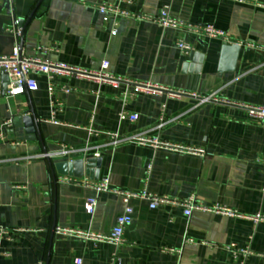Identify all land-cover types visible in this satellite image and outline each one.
Masks as SVG:
<instances>
[{"label": "crops", "instance_id": "crops-1", "mask_svg": "<svg viewBox=\"0 0 264 264\" xmlns=\"http://www.w3.org/2000/svg\"><path fill=\"white\" fill-rule=\"evenodd\" d=\"M101 3L125 13L115 18L114 36ZM165 6L172 19L210 25L226 39L144 19ZM18 20L23 55L90 72L106 61L105 72L119 80L57 76L50 95L47 77L34 74L36 90L10 98L0 76V128L9 122L10 130L13 118L33 110L42 142L5 131L0 142V227L25 230L0 240V264H110L114 252L120 264H240L230 244L249 248L243 264H264V221L252 220L264 217V122L242 106L264 105V0H0V56L17 50ZM179 41L191 50L180 52ZM121 112L137 114L135 123L120 120ZM108 133L130 140L113 146ZM63 147L72 151L57 156ZM62 177L107 180L109 191ZM115 191L193 199L233 215L185 216L179 204L152 210L137 198L129 201L132 222L119 248L56 232L110 233L124 210ZM88 198L96 201L92 214L84 209Z\"/></svg>", "mask_w": 264, "mask_h": 264}, {"label": "built area", "instance_id": "built-area-1", "mask_svg": "<svg viewBox=\"0 0 264 264\" xmlns=\"http://www.w3.org/2000/svg\"><path fill=\"white\" fill-rule=\"evenodd\" d=\"M98 12L101 15L102 21L110 22L112 21V29H111V35L114 36L116 33V28L118 25V22L115 20V18L119 15L124 16L125 13L118 9L116 6L107 5L104 3H101L98 7ZM148 22L152 21L154 23H158L161 27L164 29L166 28H172L176 30H187L195 35L198 36H204L207 38H214V39H226L225 34H223L221 31L214 29L210 25H200V26H193V25H187L182 22H178L174 19H172L168 14V7L165 6L163 10L160 12L159 17L152 18V17H146L144 18ZM15 23V30L14 33L16 35V39H18L20 27L18 26V23L14 21ZM175 47L180 52H188L191 50V46L186 43L179 41L175 44ZM108 68V63L106 61L102 62L99 66V70L96 72H90L85 70H79L77 68L68 66V65H62L59 63H54L49 60H44L41 57L38 56H30L27 57L23 55L22 53H18V51L15 49L13 53L9 56H0V76L1 74H4L8 78V84L5 89V95L7 97L13 98L15 95L23 93L24 91H34L37 88L36 82L32 78V75L34 74H40L47 77L49 80L47 91L50 93V95L53 94V85L51 83V80L54 77L57 76H65V75H75L77 78H85V79H92L99 82H116L119 79H114L113 77L109 76L105 71ZM140 90H143L147 93L151 92L152 90H157L155 88H150L149 86H140ZM67 91V90H66ZM244 109L246 110L248 116L252 119H258L262 122H264V105L262 106H244ZM120 120H127L128 122L135 123V120L137 119V114H127L125 112H121L119 114ZM9 122L4 124L3 128H0V142L5 141V135L4 131L8 127ZM97 134V133H96ZM109 139L111 140V144L113 146H118V144H121L123 142L129 141L130 139L116 135V134H106ZM133 141H138L139 143H148V144H156L155 141H149L147 139H144L140 136H136L135 138H132ZM165 146H168L167 144H164ZM72 150L63 147L61 148L56 155L57 156H64L67 153L71 152ZM192 152L202 154V151L200 150H193ZM40 158H48L47 155L39 156ZM261 164L263 166L264 170V155L261 159ZM60 183L68 184L72 183L76 186H81L83 188L91 189L95 192H103V191H109L107 180H102L100 183L90 182L89 180H76L71 177H62L59 179ZM116 194L121 195L122 202L124 205L123 213L120 214L119 217L115 220V226L112 229V231L108 234L104 235H95L92 233H85L84 231L80 229H58L56 232L60 235L70 237L73 236L75 238H78L83 241H93L97 243H108L111 244L117 248L121 247L122 244H124V231L125 229L130 226L132 222V214L133 210L129 206V201L131 199H137L141 198L146 201H148V207L152 210L156 208L158 205L167 204V203H174L179 204V206H182L183 213L185 216H189L192 210H201V211H213L216 213H224L226 215H233L232 212H230L227 209H222L219 207L214 208H203L198 205H196L193 201V199H188L184 202H176L174 200L169 201L168 199L164 197H158V196H152L147 191H143L141 193L133 194V193H126V192H117ZM96 205V201L94 198H88L86 199V202L84 204L85 212L88 214H92L94 212V208ZM252 220L257 223L259 221H264V217L257 215L256 217L252 218ZM20 231H25L24 229H8L5 227H0V240L6 239L8 241L12 240V236L14 234H18ZM228 250L230 251L231 255L234 257V259L241 261L240 264L244 263V260L248 255L251 254L248 247L238 249L235 245L230 244L227 246ZM110 264H120V260L118 259L116 253H112L110 256ZM77 264H80L79 260H76Z\"/></svg>", "mask_w": 264, "mask_h": 264}, {"label": "water", "instance_id": "water-1", "mask_svg": "<svg viewBox=\"0 0 264 264\" xmlns=\"http://www.w3.org/2000/svg\"><path fill=\"white\" fill-rule=\"evenodd\" d=\"M31 15L32 14H30V16ZM22 22H23L22 20L17 21L18 26L20 27V32L18 36L19 44L17 47L18 53H21L22 35H23V27H22L23 23ZM225 48H227L226 44L223 43L222 49L227 51V49ZM236 49H237V46L232 47L231 50H229V51H232V63L235 59ZM1 75H2V80L4 81V83H7V76L4 74H1ZM3 89H5V84L3 86ZM10 126H11L10 130L5 129V133L9 135L8 137L10 139L25 140V141L37 140L38 142L42 144L37 121L33 113V110H30L24 116H16L15 118H13L10 122Z\"/></svg>", "mask_w": 264, "mask_h": 264}]
</instances>
